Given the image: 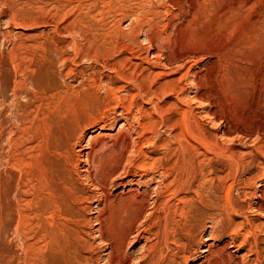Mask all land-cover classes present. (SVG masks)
Instances as JSON below:
<instances>
[{"label": "rangeland", "instance_id": "374dc122", "mask_svg": "<svg viewBox=\"0 0 264 264\" xmlns=\"http://www.w3.org/2000/svg\"><path fill=\"white\" fill-rule=\"evenodd\" d=\"M263 192L264 0H0V264H109L131 227L144 264L165 225L243 260Z\"/></svg>", "mask_w": 264, "mask_h": 264}, {"label": "bare ground", "instance_id": "6f19581e", "mask_svg": "<svg viewBox=\"0 0 264 264\" xmlns=\"http://www.w3.org/2000/svg\"><path fill=\"white\" fill-rule=\"evenodd\" d=\"M75 51V50H74ZM128 61V60H127ZM127 63V62H126ZM169 63V62H168ZM160 64V63H159ZM135 67V66H134ZM124 69V68H123ZM146 73V72H145ZM144 73V74H145ZM153 73V72H152ZM133 74V73H132ZM150 75L146 76L143 78V81L144 82H147L149 79H151V77L149 78ZM121 77V76H120ZM153 77V76H152ZM157 77V76H156ZM155 77V78H156ZM133 79V78H132ZM153 79V78H152ZM183 79V78H182ZM179 80H181L179 78ZM135 81V80H134ZM141 81V80H140ZM142 81V82H143ZM182 81V80H181ZM180 81V82H181ZM149 82V81H148ZM176 82V80H175ZM173 83V81H172ZM166 83L164 84L163 86L160 87V89H163V90H160L161 92L162 91H166L164 89H166L167 87H170L173 86V84L175 83ZM141 85V82L139 83ZM145 83H143L144 85ZM143 85L140 87L142 88ZM134 86V85H133ZM152 86V85H151ZM149 86L148 88L146 89H150ZM154 86V84H153ZM175 86V85H174ZM173 86V87H174ZM164 87V88H163ZM172 88V87H171ZM176 86H175V90H176ZM182 88V87H181ZM180 88V90H181ZM145 89V90H146ZM169 89V88H168ZM171 90V89H170ZM175 90L171 91L172 92H175ZM140 91V90H139ZM144 91V90H142ZM149 91V90H148ZM147 91V92H148ZM151 91V90H150ZM156 91V90H155ZM151 93V92H150ZM169 93V92H168ZM140 95V94H139ZM163 96V94H161ZM167 95V94H165ZM180 95V94H179ZM165 97V96H164ZM137 98V97H136ZM141 98V97H140ZM160 98V97H159ZM198 98V97H197ZM197 98H195L194 101L197 100ZM117 99V98H116ZM153 99V98H152ZM151 99V100H152ZM138 100V99H137ZM179 101V100H178ZM184 101V100H183ZM191 101V100H190ZM128 102H131V101H128ZM127 102V103H128ZM160 102V101H159ZM192 102V101H191ZM196 103V102H194ZM193 103V104H194ZM197 103L200 104L199 101H197ZM196 103V104H197ZM202 103V102H201ZM182 104V103H181ZM116 106V105H115ZM163 107V106H162ZM165 107V106H164ZM172 107V106H171ZM199 108V107H198ZM168 110V109H166ZM125 111V110H124ZM144 111V110H142ZM146 111V110H145ZM155 111V110H153ZM192 111V110H191ZM141 112V111H140ZM157 112L163 114V110L162 109H159ZM187 112V111H186ZM143 113V112H142ZM145 113V112H144ZM166 113V112H164ZM124 114V113H123ZM126 114V113H125ZM156 114V113H155ZM187 114V113H186ZM127 115V114H126ZM142 116V115H141ZM144 117V116H143ZM163 117V116H162ZM189 117V116H188ZM126 119V118H125ZM145 119V118H144ZM149 119V118H148ZM115 120V119H114ZM153 120V119H152ZM171 123V122H170ZM141 124V123H140ZM145 124V123H144ZM131 125V124H130ZM148 125V124H147ZM169 125V124H168ZM176 126V125H175ZM194 126V125H192ZM143 127V126H142ZM174 127V126H173ZM105 128V127H104ZM144 128V127H143ZM104 130V129H103ZM135 130V129H134ZM146 130V129H144ZM156 130V129H155ZM75 131V130H74ZM120 132V131H119ZM184 132V131H183ZM121 133V132H120ZM127 133V132H126ZM91 134H94V132H91ZM125 134V132H124ZM121 135V134H120ZM127 135V134H126ZM154 135V134H153ZM80 136V135H79ZM130 136V135H129ZM82 139V137H81ZM126 139V138H125ZM152 139V138H151ZM179 140V139H178ZM203 141V140H202ZM81 142V141H80ZM117 142V141H116ZM201 142V140H200ZM101 143V142H100ZM107 144V143H106ZM105 145V144H104ZM202 146V145H201ZM70 147V146H69ZM103 147V146H102ZM68 148V147H67ZM106 148V147H105ZM120 148V147H119ZM127 148V147H126ZM89 149V148H88ZM92 149V148H91ZM118 149V148H117ZM120 150V149H119ZM125 150V149H124ZM67 151V150H66ZM102 152V151H101ZM115 152V151H114ZM73 153V152H72ZM118 153V152H117ZM64 154V153H63ZM76 154V153H75ZM122 154V153H120ZM87 159L91 161V155L90 153L87 152ZM146 157V156H145ZM107 158V157H106ZM129 158V157H128ZM60 159V158H59ZM115 159V158H114ZM63 160V159H62ZM68 160V159H66ZM104 160V159H103ZM50 161V160H49ZM69 161V160H68ZM65 162V161H64ZM75 162V161H74ZM86 162V161H85ZM88 162V161H87ZM92 162V161H91ZM90 162V164H91ZM111 162V161H110ZM92 163H96L98 166H97V171L98 169L100 170L101 168V164L103 163L102 159H98L97 162H92ZM69 164V163H68ZM71 164V163H70ZM143 164V163H142ZM141 167H144L142 166ZM72 165V164H71ZM93 165V164H92ZM91 165V166H92ZM104 165V163H103ZM144 165V164H143ZM73 166V165H72ZM79 166V165H78ZM90 166V165H89ZM126 167V166H125ZM103 168V167H102ZM105 168V167H104ZM135 168V167H134ZM116 169V168H114ZM141 169V168H140ZM105 170V169H104ZM115 171V170H113ZM94 172V171H93ZM90 173V172H89ZM155 173V172H154ZM92 174V173H91ZM112 174V173H111ZM120 175V174H119ZM95 176V175H94ZM109 176V175H108ZM169 176V175H168ZM92 178V177H91ZM94 178V177H93ZM112 180V179H111ZM94 182H96L94 180ZM104 182V181H103ZM98 184V183H97ZM105 184V183H104ZM100 185V184H99ZM96 186V185H95ZM98 186V185H97ZM103 186V185H102ZM109 186V185H108ZM109 188V187H108ZM100 189V188H99ZM160 189V188H159ZM232 192V191H231ZM105 193V192H104ZM264 193V192H263ZM108 194V193H107ZM106 194V195H107ZM156 194V193H155ZM246 194V193H245ZM264 195V194H263ZM102 196V195H101ZM136 197V196H135ZM262 199V198H261ZM78 200V199H77ZM86 200V199H85ZM102 200V199H101ZM104 202V201H103ZM132 202V201H131ZM230 203V202H229ZM126 206V205H125ZM127 206H128V203H127ZM130 207V206H129ZM165 207V206H164ZM249 207V206H248ZM170 209V208H169ZM167 210L165 209L163 211L164 215L166 216V218H169V211L170 210ZM246 210V209H245ZM264 210V204L260 205V207L258 208L257 211H263ZM235 211V210H234ZM249 212V211H248ZM235 213V212H234ZM75 214V213H74ZM126 214H127V211H126ZM171 214V213H170ZM147 215V213H146ZM241 215V213H240ZM127 217V216H126ZM141 218V213L137 214L136 217H133L131 218V223H133L132 225L134 226L135 223ZM145 218V217H144ZM245 218V217H244ZM263 218V217H262ZM248 219V218H247ZM99 220V219H98ZM158 220V219H157ZM156 221V220H155ZM80 222V221H79ZM98 222V221H97ZM110 222V221H109ZM247 223H237L233 221V223H231L229 225V228H231V231L233 230L234 234L236 235V240L239 241L238 239H241L240 242L238 244L235 243L234 247L233 248H237V251H240L241 249H244L245 247L248 248V255H246L247 257L244 258L243 260H241V258H238V256H232L231 254H229L225 249H219V250H214L212 248V244H210L211 246H205V249L203 251L204 254H206L207 256L204 258V262L203 264H236L237 263H240V261H242V264H264V243L263 241L260 239V232H263L264 234V222L263 224H254V222H248L246 221ZM105 223V222H104ZM140 223V222H139ZM99 224V229H98V233H99V237L100 238H103V233H104V230H105V227L102 223H98ZM229 224V223H228ZM80 226V225H79ZM140 227H141V224H140ZM153 227V226H152ZM160 227H158V229H153L151 228V230L149 229V233L148 234H153L156 238H158V242L155 243V245L151 247L150 251L147 253L148 255V260H146L144 262V264H179L177 261L178 259L180 260H184V262L186 264H188L190 262V259H191V256L192 254H196L197 253V250L194 248V246L191 245V242L190 244L187 243L186 241L188 239H191L192 237L191 236H183L182 238H176V236H172L169 232V229H168V225H165L163 228V232H161L160 230ZM188 227V226H187ZM214 227V226H213ZM65 228V227H64ZM107 228V226H106ZM148 228V227H147ZM191 228H189L188 230H190ZM168 230V231H167ZM186 230V229H184ZM66 231V230H65ZM146 232V230H144ZM155 231V232H154ZM69 232V230H68ZM142 232V231H141ZM169 232V233H168ZM230 232V231H229ZM71 233H72V229H71ZM75 233V232H73ZM115 233V232H114ZM140 233V232H139ZM69 234V233H68ZM76 234V233H75ZM134 234V228L131 227V228H128L127 229V232H126V235L124 236V238L120 239L119 242H117V244L112 247L110 249V252H109V258H108V263L109 264H126L127 262V258L126 256L125 257H121L122 256V250H123V245H124V240L126 239V237L128 236H133ZM137 234V233H136ZM259 234V235H258ZM146 235V234H145ZM106 236V235H105ZM139 237V235L137 236H134V239H137ZM195 237V236H194ZM198 237V236H197ZM133 238V237H132ZM211 238V237H210ZM67 239V238H66ZM130 239V238H129ZM195 239V238H194ZM198 239V238H197ZM146 240V239H145ZM186 240V241H184ZM69 241V240H68ZM76 241V240H75ZM79 241V240H78ZM103 241V240H102ZM197 241V240H196ZM201 241V240H200ZM208 241V240H207ZM206 241V242H207ZM211 241V240H210ZM235 241V242H237ZM135 242V241H134ZM194 242V241H193ZM78 243V242H77ZM195 243V242H194ZM198 243V242H197ZM65 245V244H64ZM87 245V244H86ZM147 245V244H146ZM171 245H175V247L179 250V252L177 253H173L172 251V246ZM196 245V244H195ZM84 246V245H83ZM89 248V247H88ZM66 249V248H65ZM85 248H83L84 250ZM145 249V248H144ZM167 250V255L165 256L164 258V261L163 263H159L160 260L159 259H156L155 258V255L156 254H162L164 250ZM146 250H148L146 248ZM82 253L83 252H79L77 250L76 247H73L72 250H70L69 253V259L72 261L71 264H82L83 261H82ZM202 253V254H203ZM64 254V253H63ZM147 255H145V258L147 257ZM163 255V254H162ZM161 255V256H162ZM158 256V255H157ZM64 257V255H63ZM66 258V257H65ZM163 258V257H161ZM68 261V259H67ZM162 261V260H161Z\"/></svg>", "mask_w": 264, "mask_h": 264}]
</instances>
